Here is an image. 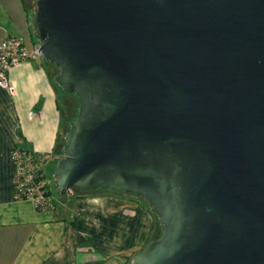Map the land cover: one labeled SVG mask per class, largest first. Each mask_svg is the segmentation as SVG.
Wrapping results in <instances>:
<instances>
[{
    "label": "water",
    "instance_id": "water-1",
    "mask_svg": "<svg viewBox=\"0 0 264 264\" xmlns=\"http://www.w3.org/2000/svg\"><path fill=\"white\" fill-rule=\"evenodd\" d=\"M77 99L55 191L139 197L161 233L130 264H264V0H33Z\"/></svg>",
    "mask_w": 264,
    "mask_h": 264
},
{
    "label": "crops",
    "instance_id": "crops-1",
    "mask_svg": "<svg viewBox=\"0 0 264 264\" xmlns=\"http://www.w3.org/2000/svg\"><path fill=\"white\" fill-rule=\"evenodd\" d=\"M24 0H0V41H37ZM0 86V264H130L154 238L155 213L144 200L109 189L67 194L53 208L37 210L17 199L10 151L16 146L54 160L62 132L56 90L43 60L27 59Z\"/></svg>",
    "mask_w": 264,
    "mask_h": 264
},
{
    "label": "built area",
    "instance_id": "built-area-1",
    "mask_svg": "<svg viewBox=\"0 0 264 264\" xmlns=\"http://www.w3.org/2000/svg\"><path fill=\"white\" fill-rule=\"evenodd\" d=\"M34 46L31 50H26L20 40L14 36H8L0 41V86L11 90L12 86L7 79L9 68L27 59L40 57ZM11 163L13 167L12 186L14 196L17 199L31 200L35 207L42 210L54 207L55 199L51 194L44 180L41 154L28 150L12 147L10 151ZM67 192L66 194H69Z\"/></svg>",
    "mask_w": 264,
    "mask_h": 264
},
{
    "label": "rangeland",
    "instance_id": "rangeland-1",
    "mask_svg": "<svg viewBox=\"0 0 264 264\" xmlns=\"http://www.w3.org/2000/svg\"><path fill=\"white\" fill-rule=\"evenodd\" d=\"M26 6L28 9H31L33 6V0H25ZM47 67V71L49 74V77L51 79V82L53 84V76L56 73V68L53 66H50L48 64H45ZM56 93L58 96V101L61 109V124H62V132L59 137V143L61 140L64 139V133L65 131L68 130V123L71 120V118L75 115L76 113V108H77V99L76 97L71 94V93H62L58 88H56ZM48 157L43 158V164H42V170H43V175H44V180L47 183V186L49 188V191L51 192L52 197L55 199V205L59 204V202L62 200V196L64 195H59L55 191V185L51 179V174H50V169H52L55 165L53 164H48ZM139 198V197H138ZM141 199V198H140ZM143 200V199H142ZM161 225L159 223L158 217L155 215V222H154V237H158L161 233Z\"/></svg>",
    "mask_w": 264,
    "mask_h": 264
},
{
    "label": "trees",
    "instance_id": "trees-1",
    "mask_svg": "<svg viewBox=\"0 0 264 264\" xmlns=\"http://www.w3.org/2000/svg\"><path fill=\"white\" fill-rule=\"evenodd\" d=\"M25 1V0H24ZM28 9V8H27ZM44 62V61H43ZM45 63V62H44ZM45 64H48V63H45ZM48 65H50V64H48ZM50 66H53V65H50ZM54 67V66H53ZM55 68V67H54ZM53 86H54V88H55V90H56V88H58L60 91H61V89L59 88V87H57L55 84H54V82H53ZM62 93H65V92H63V91H61ZM63 144H64V139L63 140H61V142L59 143V145H58V148L57 149H55L54 150V160L52 161V163L51 164H53V163H55V161H56V159L62 154V146H63ZM53 169H54V167L52 168V169H50V174H52V172H53ZM42 177H44V176H42ZM51 179H52V177H51ZM52 181H53V179H52ZM54 183V182H53ZM47 185V184H46ZM74 192H78V193H89V192H91V190H77V189H72L71 190V192L69 193V194H73ZM47 193L48 194H51V192L48 190L47 191ZM55 205V204H54ZM37 210H42L41 208H38V207H35ZM154 238H156V237H154Z\"/></svg>",
    "mask_w": 264,
    "mask_h": 264
}]
</instances>
